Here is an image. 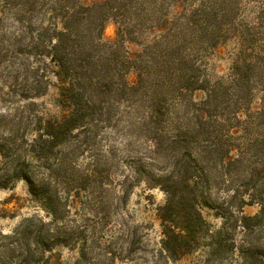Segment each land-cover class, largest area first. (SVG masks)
Here are the masks:
<instances>
[{"label":"rangeland","instance_id":"374dc122","mask_svg":"<svg viewBox=\"0 0 264 264\" xmlns=\"http://www.w3.org/2000/svg\"><path fill=\"white\" fill-rule=\"evenodd\" d=\"M167 1L84 0L87 5L105 2L100 9L106 19L104 40L112 42L118 32L124 33L127 42L120 51H127L132 63L130 72L122 80L132 86L136 84L138 71L145 75L137 87H110L107 96L95 95V113L90 122L96 129L87 135L74 131L67 144L54 150L48 170H39L38 163L32 161L34 171L44 173L50 192L58 193L59 209L63 212L60 221L54 222L51 212L31 196L24 180H9L6 187L0 188V235H12L25 219H31L36 225L32 232L42 223L50 240L58 231L75 240L68 246L50 244L37 264H264V216L259 228L249 235L237 221L239 215L253 216L259 210L257 204L240 202L249 200L250 187L255 186L264 197V115L255 114L264 88V67L243 70L242 79L233 75L230 67L238 49L236 40L219 37L223 40L206 53L203 48L209 43L207 32L210 30L205 27L206 40L200 39L197 31L186 34L187 44L184 43L192 53L188 58L195 59L198 65L192 75L203 81L208 90L216 86L208 108L215 119L205 126L206 133L201 132L197 137H218L242 159L241 164L209 171L212 201L219 203L222 192L235 197L232 199L234 221L229 219L219 235L221 248L214 247L213 243L219 241L214 234L224 227V220L216 210L197 205L214 237H206L202 247L180 257L162 249L157 210L166 199L162 191L165 178L178 158L177 149L171 145L172 137L177 127L191 129L195 124L194 109L203 108L193 103L200 104L206 97L202 91L151 87L157 78L159 51L173 35L156 30L162 23L159 17L168 13L169 20L174 15ZM193 3L197 0L180 4V15H175L170 23L175 34L177 29H188L184 18L179 16L188 17L189 4ZM50 16V13H35L31 23L36 28L48 26L52 22ZM15 30L11 21H1L0 138L12 135L20 143L21 139L34 137L38 117L58 118L64 111L56 103L58 89L52 75L53 66L47 59L33 57L28 50L21 55L14 53L10 44ZM219 35L223 36L222 32ZM35 70L48 87L44 94L26 98L25 91ZM247 91L251 92L247 94ZM157 108L155 114L153 109ZM84 136L87 140L80 145ZM2 162L0 156V166ZM8 168L13 170L14 165ZM141 169L145 174L139 173ZM124 191L126 197L122 199ZM79 234L82 240H78ZM231 243L233 248L229 249ZM19 244L12 255L17 262L29 255L28 250L34 252L32 244L31 249L22 246L24 241ZM37 255L34 253V259Z\"/></svg>","mask_w":264,"mask_h":264},{"label":"trees","instance_id":"16d2710c","mask_svg":"<svg viewBox=\"0 0 264 264\" xmlns=\"http://www.w3.org/2000/svg\"><path fill=\"white\" fill-rule=\"evenodd\" d=\"M160 1L164 3L165 0ZM186 1L168 0L171 4L168 8L174 10V15L169 20L166 17L170 15L168 13L158 18L162 23L156 26V30L160 33L172 32L173 35H170L171 40L166 47L159 51L161 60L156 63L157 78L151 85L177 87L179 92L202 91L206 94L200 104L193 103L202 105L203 108L194 109L195 124L191 129L184 126L175 129L171 145L177 149L178 158L165 178L166 185L162 191L166 199L157 210L161 224L162 249L177 257L202 247L206 237H214L209 231V225L201 217L197 205L216 210L218 216L224 220V227L214 234L218 236L217 240L228 220L233 218L234 221L232 208L235 207L232 199L235 197L229 196L228 192H222L223 197L219 203L212 201L210 192L213 189L209 184V171L215 167L223 170L242 163L235 149L220 138L197 137L201 132L206 133L205 126L215 119V116L209 114L208 108L211 106L212 93L216 86L212 85L208 90L203 81H198L192 75L193 71H197L198 65L195 59L188 58L192 53L190 48L184 45L186 34L199 31V38L204 41L207 38L205 34L209 33V43L205 50L203 48L206 53L208 48L213 50L218 42L223 40L219 37L236 40L238 49L231 59L230 70L240 79L243 70H258L259 67H264V0H197V3L189 4L188 17L179 16L180 19L184 18L188 29H177L175 34L170 23L175 15H180L178 8ZM137 2L139 0H134V3ZM104 3L87 5L84 0H0V23L6 19L16 27L10 44L13 52L21 55L28 50L33 57L48 60L53 66L52 75L56 79L58 89L56 103L64 111L58 118L38 117L33 129L35 135L29 140L21 139L20 143H17V137L12 135L0 138V156L3 159L0 166V188L6 187L9 180H24L31 196L51 212L54 222L60 221L63 216L62 210L59 209L58 193L56 190L50 192L49 183L44 173L39 170L45 171L51 167L54 150L67 144L74 131L87 135L96 129V125L93 126L90 122L91 115L95 113V95L107 96L110 87H137L145 75V72L138 71L136 84L132 86L122 80L131 70L129 65L132 63V57L127 51H120L127 42L123 31L118 32L112 42L103 39V24L106 19L100 9ZM6 10L9 15L7 17ZM41 12L50 13L49 20L52 22L48 26L39 25L36 28L31 19L35 13ZM204 27L210 31L206 33ZM221 32L223 36L219 35ZM47 87L48 83L42 82L35 70L31 74V82L24 96H40ZM260 92V107L255 108L258 117L264 115V88ZM153 112L156 114L158 108L153 109ZM92 134L96 135V132ZM86 140L87 137L84 136L80 145ZM32 161L38 163L39 170L34 171ZM11 164L14 165L13 170L8 168ZM139 173L145 174L144 169L139 170ZM247 175L250 178V174ZM249 190L252 192L249 200L241 199L240 202L245 205L257 204L259 210L253 216L237 217L240 228L246 235L259 228L264 216V197L255 186ZM125 197L126 191L123 192L122 199ZM35 227L33 220L25 219L12 235H0V264H37L42 260L44 249H50V244L68 246L70 242L75 243L69 234H63L61 231L55 232L50 240L44 224L41 223L32 232ZM79 237H82L80 234L78 240H82ZM20 240L24 241L22 246L26 249H31L29 246L32 244L34 252L28 250L29 255L17 262L12 255L19 249ZM29 240H32L31 243H28ZM213 245L221 248V240ZM39 248L41 251L38 252ZM230 248H233L232 243ZM246 248H249V245ZM34 253L38 254L37 259H34Z\"/></svg>","mask_w":264,"mask_h":264}]
</instances>
